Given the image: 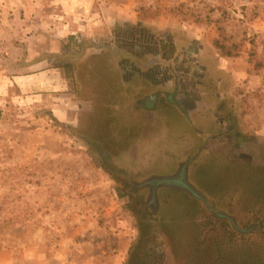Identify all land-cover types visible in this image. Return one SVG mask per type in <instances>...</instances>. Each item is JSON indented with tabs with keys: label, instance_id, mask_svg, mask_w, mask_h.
Instances as JSON below:
<instances>
[{
	"label": "rangeland",
	"instance_id": "obj_1",
	"mask_svg": "<svg viewBox=\"0 0 264 264\" xmlns=\"http://www.w3.org/2000/svg\"><path fill=\"white\" fill-rule=\"evenodd\" d=\"M263 169L264 0H0V264H264Z\"/></svg>",
	"mask_w": 264,
	"mask_h": 264
},
{
	"label": "trees",
	"instance_id": "obj_2",
	"mask_svg": "<svg viewBox=\"0 0 264 264\" xmlns=\"http://www.w3.org/2000/svg\"><path fill=\"white\" fill-rule=\"evenodd\" d=\"M214 44H215V46H216L218 49L221 50V53H222V54L227 55V56L232 55V52H231L230 48L226 47V46H225L222 42H220L219 40H215V41H214ZM254 66H255V67H259V66H260V62H259L258 60L255 61ZM263 171H264V169H263ZM158 183H162V182L159 181ZM184 187L187 188L188 190L190 189V188H188L187 186H184ZM176 191H177V190H176ZM189 191L191 192V194H195V193L193 192V190H189Z\"/></svg>",
	"mask_w": 264,
	"mask_h": 264
}]
</instances>
